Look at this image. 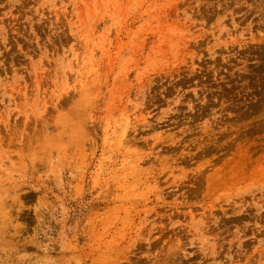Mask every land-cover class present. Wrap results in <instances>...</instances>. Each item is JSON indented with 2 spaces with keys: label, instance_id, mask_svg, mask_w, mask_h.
<instances>
[{
  "label": "rangeland",
  "instance_id": "374dc122",
  "mask_svg": "<svg viewBox=\"0 0 264 264\" xmlns=\"http://www.w3.org/2000/svg\"><path fill=\"white\" fill-rule=\"evenodd\" d=\"M0 264H264V0H0Z\"/></svg>",
  "mask_w": 264,
  "mask_h": 264
}]
</instances>
